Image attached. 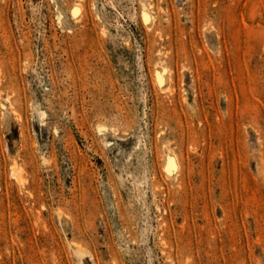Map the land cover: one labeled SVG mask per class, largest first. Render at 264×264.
Wrapping results in <instances>:
<instances>
[{
	"label": "rangeland",
	"instance_id": "1",
	"mask_svg": "<svg viewBox=\"0 0 264 264\" xmlns=\"http://www.w3.org/2000/svg\"><path fill=\"white\" fill-rule=\"evenodd\" d=\"M0 264H264V0H0Z\"/></svg>",
	"mask_w": 264,
	"mask_h": 264
},
{
	"label": "bare ground",
	"instance_id": "2",
	"mask_svg": "<svg viewBox=\"0 0 264 264\" xmlns=\"http://www.w3.org/2000/svg\"><path fill=\"white\" fill-rule=\"evenodd\" d=\"M145 18H146V17H145ZM147 19H148V22H149V21H150V18L148 17ZM161 73H162V72H161ZM161 73H159V75L164 76V73H163V74H161ZM163 78H164V77H163ZM163 78H162V79H163ZM164 79H165V78H164ZM160 81H162V80L160 79ZM161 83H165V81L163 80Z\"/></svg>",
	"mask_w": 264,
	"mask_h": 264
}]
</instances>
